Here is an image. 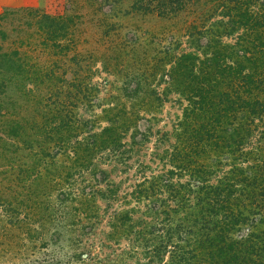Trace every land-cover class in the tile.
<instances>
[{
  "label": "rangeland",
  "instance_id": "374dc122",
  "mask_svg": "<svg viewBox=\"0 0 264 264\" xmlns=\"http://www.w3.org/2000/svg\"><path fill=\"white\" fill-rule=\"evenodd\" d=\"M117 1L19 0L21 6L0 12H8L0 21V48L17 50L24 62L0 95V264H114L117 253L130 249L132 234L118 245L105 238L113 210L132 207L134 216L161 230L165 217L150 219L129 194L141 175L169 168L155 154L172 142L187 105L183 85L169 83L172 58L165 51L199 55L207 36L227 51L236 38L234 31L211 35L218 33L222 1L188 0L172 14L131 12L128 0ZM26 9L69 18L64 39L52 45ZM105 126L120 130L124 148L135 134L132 150L114 157L84 151L83 164L67 155L71 146L93 148L88 142ZM100 169L108 173L104 182ZM110 184L117 195L100 200ZM131 249L118 264H159L147 260L148 249ZM79 254L87 259L80 262Z\"/></svg>",
  "mask_w": 264,
  "mask_h": 264
},
{
  "label": "trees",
  "instance_id": "16d2710c",
  "mask_svg": "<svg viewBox=\"0 0 264 264\" xmlns=\"http://www.w3.org/2000/svg\"><path fill=\"white\" fill-rule=\"evenodd\" d=\"M187 1L128 0L125 7L131 12L172 14ZM217 1H222L221 18L216 21L218 33L211 35L222 37L234 31L237 46L229 50L207 36V46L199 51L203 60L197 53L177 56L165 51L167 59L172 58L166 72L169 83L183 85L186 94L181 93L187 105L178 129L171 132L172 142L155 154L169 168L141 175L129 194L151 213L150 219L165 217L161 230L156 229L158 222L134 216L132 207L113 210L106 225L105 238L112 244L118 245L121 239L127 242L132 234L130 249H148L147 260L159 264H264V0ZM26 10L52 45L64 39L69 18H42L33 9ZM7 13H0V21ZM21 64L17 50L0 48V95L6 94L22 70ZM129 119H123L126 125L131 123ZM258 126L262 128L255 132ZM115 129L102 127L95 142H88L93 148L71 146L67 155L83 164L84 151L91 155L97 150L114 157L132 150L135 134L124 148L120 130L116 133ZM99 173L100 182L106 181L107 171L100 169ZM112 187L107 186L98 198L113 199L117 191ZM148 202H152L150 209ZM154 238L159 239L154 242ZM130 249L116 255L125 257ZM83 256L79 254L77 259H87ZM118 257L114 264L119 263Z\"/></svg>",
  "mask_w": 264,
  "mask_h": 264
},
{
  "label": "crops",
  "instance_id": "0c3cea01",
  "mask_svg": "<svg viewBox=\"0 0 264 264\" xmlns=\"http://www.w3.org/2000/svg\"><path fill=\"white\" fill-rule=\"evenodd\" d=\"M18 1L19 0H0V12L4 8L21 6L22 4H20Z\"/></svg>",
  "mask_w": 264,
  "mask_h": 264
}]
</instances>
